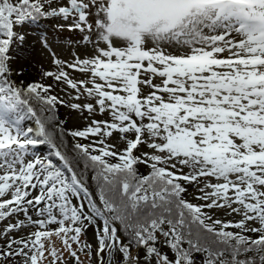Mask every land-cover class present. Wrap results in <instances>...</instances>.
<instances>
[{"label":"rangeland","instance_id":"1","mask_svg":"<svg viewBox=\"0 0 264 264\" xmlns=\"http://www.w3.org/2000/svg\"><path fill=\"white\" fill-rule=\"evenodd\" d=\"M44 1L52 19L15 35L13 81L19 68L41 79L72 128L131 151L141 167L186 177L193 203L256 234L264 218V0ZM17 140L0 111V200L16 190L27 157ZM62 216L49 218L57 231L43 251L59 264L88 262L97 233H77L75 220L63 230ZM34 229L11 215L0 222V242ZM135 253L126 261L175 264ZM109 262L101 264H122Z\"/></svg>","mask_w":264,"mask_h":264},{"label":"trees","instance_id":"2","mask_svg":"<svg viewBox=\"0 0 264 264\" xmlns=\"http://www.w3.org/2000/svg\"><path fill=\"white\" fill-rule=\"evenodd\" d=\"M50 19L44 0H0V111L27 156L16 190L0 200V222L20 215L35 224L33 232L0 242V264H59L43 251L57 231L48 221L57 212L76 221L77 233H97V251L89 248L83 264H135L126 261L135 251L156 263L164 257L175 264H264V218L256 234L212 218L188 198L186 177L163 165L141 167L131 151L119 153L101 137L75 130L61 99L23 69L13 81L9 56L21 40L17 31ZM136 103L129 108L132 123L142 113Z\"/></svg>","mask_w":264,"mask_h":264}]
</instances>
